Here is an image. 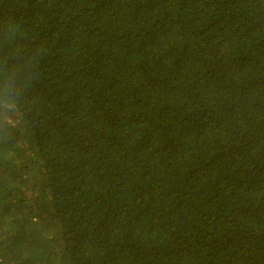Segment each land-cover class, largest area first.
<instances>
[{
    "label": "trees",
    "instance_id": "1",
    "mask_svg": "<svg viewBox=\"0 0 264 264\" xmlns=\"http://www.w3.org/2000/svg\"><path fill=\"white\" fill-rule=\"evenodd\" d=\"M0 264H264V0H0Z\"/></svg>",
    "mask_w": 264,
    "mask_h": 264
},
{
    "label": "clouds",
    "instance_id": "2",
    "mask_svg": "<svg viewBox=\"0 0 264 264\" xmlns=\"http://www.w3.org/2000/svg\"><path fill=\"white\" fill-rule=\"evenodd\" d=\"M2 106H4V105H0V107H2Z\"/></svg>",
    "mask_w": 264,
    "mask_h": 264
}]
</instances>
